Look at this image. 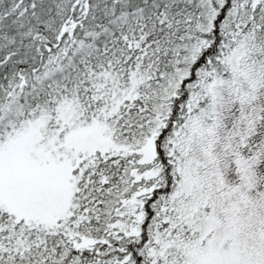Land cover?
Returning <instances> with one entry per match:
<instances>
[{"label":"snow or ice","instance_id":"snow-or-ice-1","mask_svg":"<svg viewBox=\"0 0 264 264\" xmlns=\"http://www.w3.org/2000/svg\"><path fill=\"white\" fill-rule=\"evenodd\" d=\"M0 264H264V0H0Z\"/></svg>","mask_w":264,"mask_h":264}]
</instances>
